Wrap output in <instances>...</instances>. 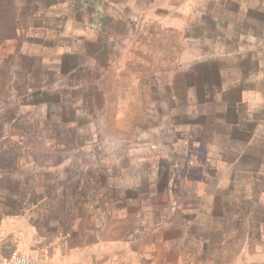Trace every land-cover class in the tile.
<instances>
[{
	"label": "rangeland",
	"instance_id": "1",
	"mask_svg": "<svg viewBox=\"0 0 264 264\" xmlns=\"http://www.w3.org/2000/svg\"><path fill=\"white\" fill-rule=\"evenodd\" d=\"M52 2L0 0V264H10L17 248L8 236L16 226L11 209L21 213L22 199L24 206H37L42 185L48 189L41 210L23 216L43 225L60 213L68 229L48 226V241L66 233L56 252L46 247L48 258L19 249L42 264H264V231L249 223L256 214L246 200L223 209L222 219H211L201 203L206 190L212 194V176L194 162L174 171L173 152L159 144L151 153L150 127H134L151 102L167 99L162 91L150 99L144 80L128 74L117 79L115 70L105 80L107 94L97 101L104 112L85 107L91 96L78 92L88 87L84 77L67 81V87H79L76 92L47 100L49 88L42 81L37 86V78L54 68L60 45L54 38L44 44L43 19ZM45 51L50 61L42 62ZM59 103L79 111L52 106ZM153 166L161 167L154 175ZM165 178L163 186L153 182ZM24 184L37 192L12 197L9 190ZM52 187L55 192H49ZM64 241L73 255L61 254Z\"/></svg>",
	"mask_w": 264,
	"mask_h": 264
},
{
	"label": "crops",
	"instance_id": "2",
	"mask_svg": "<svg viewBox=\"0 0 264 264\" xmlns=\"http://www.w3.org/2000/svg\"><path fill=\"white\" fill-rule=\"evenodd\" d=\"M52 1L49 17L43 19L48 31L44 44L54 38L60 45L54 68H45L37 78V86L42 81L49 88L47 100L70 89L76 92L79 87L72 82L69 88L67 81L84 77L88 87L78 92L91 96L85 107L104 112L97 101L107 94L104 84L109 74L117 70V79L128 74L130 79L144 80L150 99L161 91L167 96H161L159 104L151 102L145 118L134 122L135 128L150 127L151 153L164 144L168 153L173 152L174 171L194 162L205 177L212 176V194L206 190L201 203L211 219L220 220L226 214L223 209L245 199L246 207L256 214L249 223L261 225L264 231V0ZM46 52L39 57L42 62L50 61ZM52 106L79 111L74 104ZM138 140L141 143L143 138ZM160 168L153 166L152 175ZM163 180L153 182L163 186ZM19 186L9 190L12 197L23 198L36 190L41 195L34 201L37 206H24L22 199L17 200L21 213L11 209L9 218L16 226L8 236L18 248L13 251L22 253L20 248L29 247L33 255H45L46 247L52 245L56 252L66 233L55 237L57 242L48 241L45 234L49 225L55 231L66 227L62 215L43 225L23 216L41 210L38 207L48 188ZM1 232L0 227V236ZM65 243L61 254L73 255Z\"/></svg>",
	"mask_w": 264,
	"mask_h": 264
},
{
	"label": "built area",
	"instance_id": "3",
	"mask_svg": "<svg viewBox=\"0 0 264 264\" xmlns=\"http://www.w3.org/2000/svg\"><path fill=\"white\" fill-rule=\"evenodd\" d=\"M10 264H42L30 253L13 252Z\"/></svg>",
	"mask_w": 264,
	"mask_h": 264
}]
</instances>
